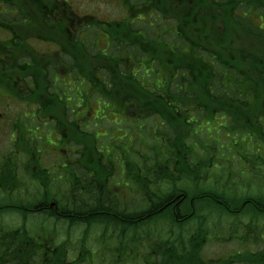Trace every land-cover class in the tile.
Listing matches in <instances>:
<instances>
[{"label":"trees","instance_id":"1","mask_svg":"<svg viewBox=\"0 0 264 264\" xmlns=\"http://www.w3.org/2000/svg\"><path fill=\"white\" fill-rule=\"evenodd\" d=\"M223 59L222 73H204L209 68H202L201 75L195 70L189 74L181 71L178 79L164 73V88L159 90L163 95L157 100L154 85L140 89L131 83V76L114 68L94 90L101 95L99 104L107 102L100 119L109 122L108 111L117 117L126 113L131 121L130 136L117 142L113 130L104 138L84 131L78 141L82 143L78 144L82 146L79 165L84 173L67 191L72 197L66 199L68 205L57 202V209L45 215L20 201L0 203V264H264V220L260 222L264 219V59L234 69ZM212 67L216 70L217 66ZM227 73L230 79L225 77ZM84 76L93 74L85 71ZM129 82L135 87L130 89ZM164 97L174 100L171 106L159 104ZM189 102L199 116L209 120L218 114L228 117L222 125L224 131L241 139L226 149L229 159L217 158L214 145L210 153L188 145L190 126L185 109ZM213 160H222L227 167L216 173ZM119 173L122 177L115 182ZM35 177L39 179V173L35 172ZM14 185L11 189L19 184ZM0 186L7 188L5 182ZM113 186H121L119 193ZM81 187L82 196L78 192ZM45 189L44 199L59 196L49 187ZM83 198L85 206L80 208ZM16 213L22 216L21 225L4 222V215ZM29 213L43 215L42 223L52 219L54 227L35 231L38 221L30 227ZM241 216L248 218L247 224L236 221ZM227 217L232 221L221 240L239 241L247 247L225 256L206 257L205 247L212 234L220 241L214 231H219ZM61 219L73 228L85 226L80 252L74 257L69 239L57 241L55 222ZM93 230L100 233L99 247L89 246Z\"/></svg>","mask_w":264,"mask_h":264},{"label":"flooded vegetation","instance_id":"2","mask_svg":"<svg viewBox=\"0 0 264 264\" xmlns=\"http://www.w3.org/2000/svg\"><path fill=\"white\" fill-rule=\"evenodd\" d=\"M223 58L264 59V0H0V184L21 191L27 180L36 188L27 199L46 191L35 172L67 184L83 134V106L69 120L68 92L82 95L85 71L96 89L116 68L140 89L154 85L157 100L164 73H222Z\"/></svg>","mask_w":264,"mask_h":264},{"label":"rangeland","instance_id":"3","mask_svg":"<svg viewBox=\"0 0 264 264\" xmlns=\"http://www.w3.org/2000/svg\"><path fill=\"white\" fill-rule=\"evenodd\" d=\"M225 77L227 79H230V77H231L230 73L225 74ZM94 108L97 109L98 106L95 105ZM101 126H102V128H106V126L109 128L114 127L113 124H105V122L99 121L98 127H101ZM227 142H228V139H225L224 144ZM35 192H36V188L32 187L31 184L27 180H25V182L21 186L20 193L27 195V194H33ZM128 199H130V198H128ZM8 200L9 199L4 197L3 194H0V203L6 202ZM41 219H42V216H40V215L31 216L28 220V225H32L37 220L38 221L37 225L40 226V227L38 226V228H34V230L37 232H41L42 230L45 232L50 231L52 229V225L54 227L53 220H49V221L44 220V222L42 223ZM231 219H232L231 217H227L224 224L227 226L232 221ZM3 220L5 223L11 224L13 226H19L23 223L22 219L15 214L5 216L3 218ZM244 222H248V218L244 217ZM41 223L42 224L45 223V224L41 226ZM55 226H56V231H57V236H58L57 237L58 243L69 239L70 240L71 257L76 256L79 252V247H80L79 242H80V239L82 237V232L84 231L83 229L85 228V226L81 225L78 228H71V229L68 228V226L64 225V224H61V225L55 224ZM40 228H42V229H40ZM225 231L226 230H224L222 232H219L217 230L214 231L218 235V238H220L217 240H220V241H216L215 235L212 234V239L209 241V243L207 244V246L205 247V250H204V254L206 257L216 258L219 256H225V255L233 253L237 250H240L242 248L241 244H239L236 241H223V240H221L222 237H226ZM98 235H100L99 231L93 230V232L91 233V235L89 237V246L90 247H93V248L99 247L98 243L96 242ZM92 252L95 253V251H93V250H92ZM94 253H91V254H94ZM89 256H91V255H89ZM83 264H90V262L87 261ZM95 264H100V263H99V261H97Z\"/></svg>","mask_w":264,"mask_h":264},{"label":"bare ground","instance_id":"4","mask_svg":"<svg viewBox=\"0 0 264 264\" xmlns=\"http://www.w3.org/2000/svg\"><path fill=\"white\" fill-rule=\"evenodd\" d=\"M83 173H84V168L81 165H79V164L78 165H74L73 168L71 169V171H69V178H68V174H67V178H66L67 184L65 186L55 185L49 179V175H47V174H43L41 176V178H39L40 180H42V182L38 178H36L34 176V178L37 181L41 182V186L38 187V189H44V188H47V187L54 186L56 191L61 195V198L54 199L52 202L48 201V200H46V199H44L42 197H39L38 199H31V198L27 199V198H25L19 191V189H20L19 185L16 186L17 188L11 189V187H13V185H14L13 182H7L6 183L7 184V188L6 189H4L3 186H2L1 187V194H3L4 197L8 198L9 201H13V202L20 201L23 204H30L31 206H33V208H36L37 210L41 211L42 213H44L46 215L48 212H51L54 209H57V202H60L64 206L69 204V201H66V199H64L63 197H64L65 194H67L68 195L67 199H69V198L72 199L71 194H69L67 191L70 192V189H71V187L73 185L74 180H77L79 178V175L83 174ZM105 188L106 187H104V186L102 187V189H105ZM78 192L82 196L83 195V187L78 189ZM84 206H85V201H84V198H83L82 202L79 204V207L80 208H84ZM112 206L116 207L118 209L119 213L123 212V209H122L121 206H119L117 204H114V203L112 204ZM126 211L130 212V210H128V209H126ZM134 213L137 214V213H139V211L135 210ZM15 215L19 216L22 219V216H21L20 213H16ZM5 216H8V214L4 215V217ZM27 216H28L27 218L29 220V218L31 216H34V214L29 213ZM40 216H43V215L40 214ZM60 216H62V215H60ZM236 221L244 222L243 216H241L240 218L236 219ZM55 223L58 224V225H61V224L67 225L68 228H70V229L74 227V226H72L71 223H69L68 221H66L64 219H61V220H59L58 222H55ZM225 228H226V225L223 223V224H220L217 229L219 231H223Z\"/></svg>","mask_w":264,"mask_h":264}]
</instances>
